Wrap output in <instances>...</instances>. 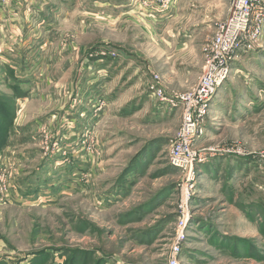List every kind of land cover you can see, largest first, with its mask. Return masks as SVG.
I'll list each match as a JSON object with an SVG mask.
<instances>
[{
    "label": "rangeland",
    "instance_id": "rangeland-1",
    "mask_svg": "<svg viewBox=\"0 0 264 264\" xmlns=\"http://www.w3.org/2000/svg\"><path fill=\"white\" fill-rule=\"evenodd\" d=\"M28 1L0 5V264H169L170 99L232 0ZM236 66L193 142L180 264H264V30Z\"/></svg>",
    "mask_w": 264,
    "mask_h": 264
},
{
    "label": "built area",
    "instance_id": "built-area-1",
    "mask_svg": "<svg viewBox=\"0 0 264 264\" xmlns=\"http://www.w3.org/2000/svg\"><path fill=\"white\" fill-rule=\"evenodd\" d=\"M17 0H0L6 7ZM264 30V4L262 0H232L227 18L219 25L209 43L210 53L203 66L199 82L184 94L176 95L170 101L182 107L184 118L181 130L169 151L173 166L183 171L186 182L183 184L181 203L178 209L176 227L172 236L169 264H180L179 256L188 235L190 193L187 187L195 179L194 163L203 160L192 149L193 142L202 132V122L210 111V105L218 88L231 74L234 62L239 55L259 44ZM163 99H168L161 89ZM189 192V191H188Z\"/></svg>",
    "mask_w": 264,
    "mask_h": 264
},
{
    "label": "crops",
    "instance_id": "crops-1",
    "mask_svg": "<svg viewBox=\"0 0 264 264\" xmlns=\"http://www.w3.org/2000/svg\"><path fill=\"white\" fill-rule=\"evenodd\" d=\"M29 3H31V4H33L34 3V0H29L28 1ZM191 37V36H190ZM189 37V38H190ZM191 40H188L187 39V41L185 42H182V46H187V44H188V42H190ZM184 44V45H183ZM183 48H185V47H183ZM236 70H239L238 68H237V66H236V61L234 62V64H233V71L235 72ZM219 95H220V93H218L217 95H216V97L213 99V102H212V106H213V108H211V111L212 112H214L215 111V109H216V105H217V103H218V97H219Z\"/></svg>",
    "mask_w": 264,
    "mask_h": 264
}]
</instances>
